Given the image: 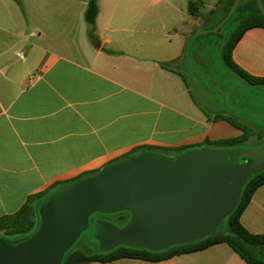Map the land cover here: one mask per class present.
I'll list each match as a JSON object with an SVG mask.
<instances>
[{
	"label": "crops",
	"instance_id": "1",
	"mask_svg": "<svg viewBox=\"0 0 264 264\" xmlns=\"http://www.w3.org/2000/svg\"><path fill=\"white\" fill-rule=\"evenodd\" d=\"M88 1L0 0V217L67 175V151L77 144L93 154L86 158L99 159L142 142L189 147L260 140L244 111L224 117L198 107L172 67L190 62L186 51L193 33L207 25L205 18L218 12L222 0H200L199 14L209 7L201 21L187 10L191 0H96L97 44L84 19ZM231 60L264 79V28L246 29ZM240 224L264 236V184L252 194ZM84 264L247 263L220 243L159 262Z\"/></svg>",
	"mask_w": 264,
	"mask_h": 264
},
{
	"label": "water",
	"instance_id": "2",
	"mask_svg": "<svg viewBox=\"0 0 264 264\" xmlns=\"http://www.w3.org/2000/svg\"><path fill=\"white\" fill-rule=\"evenodd\" d=\"M239 1L212 32L230 18ZM256 2L264 13V0ZM196 93L206 106L223 107L203 88ZM256 118L264 119V114ZM237 157L252 164L234 163ZM262 170L264 148H195L175 157L148 152L107 165L46 197L38 207L40 225L31 237L12 244L0 238V264H61L96 213L130 216L121 228L94 222L93 238L104 253L121 246L160 251L198 241L222 223L244 185Z\"/></svg>",
	"mask_w": 264,
	"mask_h": 264
},
{
	"label": "trees",
	"instance_id": "3",
	"mask_svg": "<svg viewBox=\"0 0 264 264\" xmlns=\"http://www.w3.org/2000/svg\"><path fill=\"white\" fill-rule=\"evenodd\" d=\"M20 5V0H13ZM235 0H222L219 3L217 13L211 14V17L215 18L213 23L208 28H213L218 24L228 13L230 7ZM199 2L200 0L189 1L187 3V10L189 14L193 16H200L199 14ZM98 13V6L96 0H89L84 19L89 25L88 36L90 40L97 44L98 38L95 35V19ZM230 24H236L237 32L229 39L219 43L218 52L222 62H224L227 69L238 79L250 86H262L264 87V79L255 78L247 75L241 71L231 60V51L235 44L240 39L244 31L252 26H259L264 28V13L260 10L256 0H240L237 6L234 8L233 13L228 19ZM203 27L199 31L202 33L191 39L192 41L200 38L203 35L214 36L217 34L212 31H207V28ZM194 34V33H193ZM192 34V35H193ZM161 67L167 68V65L161 64ZM199 98V97H198ZM201 101V100H200ZM207 109L208 106L203 104ZM245 129V128H244ZM245 136L248 131L245 129ZM244 143L241 139H228L218 142L206 141L203 145H231L234 143ZM200 146L193 147H181L177 155L186 152L187 150L198 148ZM153 152L149 149L142 150L137 155L142 153ZM123 159L120 162L127 160ZM264 184V171H261L253 175L248 182L244 185L240 200L224 217L223 222L217 227L211 234L204 238L178 246H172L170 248L160 251H150L146 249H132L129 247H117L110 252H99L86 255L84 252L73 250L71 248L63 257L61 264H84L90 262L108 263L119 259H139L150 262H159L167 260L173 256L188 254L196 251L203 250L215 244H226L235 252L243 261L247 264H264V236L253 235L248 233L240 224V216L246 206L248 205L252 194L257 187ZM64 184L60 185L56 190L49 194L37 193L27 197L25 203L19 208V210L13 214L0 217V238L11 235L27 234L30 226H32V216L35 211H38L40 203L53 192L57 191ZM36 205V206H35ZM120 221L125 223L129 217L126 212L120 213ZM39 226V225H38ZM38 228H36L30 234H27L24 238H28L33 235ZM22 238V239H24Z\"/></svg>",
	"mask_w": 264,
	"mask_h": 264
},
{
	"label": "rangeland",
	"instance_id": "4",
	"mask_svg": "<svg viewBox=\"0 0 264 264\" xmlns=\"http://www.w3.org/2000/svg\"><path fill=\"white\" fill-rule=\"evenodd\" d=\"M207 2L214 5L217 3V0H208ZM200 11H201V14H200V21H201V19L204 18L205 13L209 11V7L206 6ZM225 27L221 28V33H223V30L226 29ZM222 41H223V37L221 36V34H216L214 36L203 35L198 39L195 38V40L192 41V43L190 44V46L187 48V51H186L187 59L190 62L185 61L180 64L178 63L173 64L172 67L176 68L182 74L185 81H187V83L189 84L191 88V96L195 104L198 107H200L202 110L207 112L210 110L207 109L203 105V103L200 101L196 93V90L200 89L202 87V84L201 82L196 83L195 82L196 79L194 78L195 77L194 71H196L199 68V64L200 66L202 64H205L207 71L201 72L202 75L205 77H208L209 74L212 73L213 75H218L220 77L219 79L224 84H226L227 82L232 84L234 88L244 96L246 107L253 108L255 113L253 114L254 119H251V122L257 123L259 127L262 129V131H264V119L256 118L259 115V113L264 114V87L247 85L243 81L238 79L236 76H234L227 69L224 62H222L221 57L218 52L219 43H221ZM195 53H197V57L199 56L198 57L199 61L195 60V57H194ZM210 89L214 90L215 87L212 86ZM218 101H219V97L216 94H214V102H218ZM238 113L241 114L240 111H238ZM223 116L229 117L228 114H225ZM259 137H260V140L258 142H251V143L239 142V143H234V144L225 145V146L203 145L200 148H208V149H213V150L234 149V148L249 150L250 147L257 146V144H261L262 142H264V135L259 136ZM79 146L80 144H77V148L80 149L79 151L76 150L77 148H75V150L67 151V175L55 177L53 180H51L47 184V186H45V188L40 193L49 194L52 191L56 190L62 184L66 185V184L84 180L88 177H91L97 174L100 170H102L107 165L116 164V163H119L123 159H126V158L130 159V158H134L138 156L137 154L145 149H149L155 153H161V154H164L170 157H175L177 156L179 152L178 149L182 147V146H171L166 143H159V142H142V143L134 144L132 146H127L126 148H122L117 151H106V153L103 154V157L99 159H90L86 157L87 156L90 157L93 154L84 153L83 149ZM104 146H106V143L104 144ZM193 146H200V145H192L191 147ZM239 200H240V197H239ZM118 215H120V213H116V215H113V214L112 215L101 214L97 216L92 215L89 218V226L87 230L84 231L81 234V236L78 238V240L72 247L73 250L84 252L86 255L101 252L98 247V243L93 238V224L95 221L99 220V221L111 223L114 226L121 228L123 227L122 224L115 222L116 220L115 218ZM38 225H40L39 212L35 211L34 215L32 216V226H30L27 234H30L36 228H38L39 227ZM27 234H19V235H11V236L4 235V238L2 237L1 239L8 244H12V243H16L24 239H27V238H24Z\"/></svg>",
	"mask_w": 264,
	"mask_h": 264
},
{
	"label": "flooded vegetation",
	"instance_id": "5",
	"mask_svg": "<svg viewBox=\"0 0 264 264\" xmlns=\"http://www.w3.org/2000/svg\"><path fill=\"white\" fill-rule=\"evenodd\" d=\"M207 19L209 20V22L207 23V25H205V27L209 26L211 24L213 17L205 18V20H207ZM218 24H216L213 28L206 27L207 31L213 30ZM222 27L226 28L225 30H223V33H221ZM237 27L238 26L236 24H230L227 20L216 32H217V34H221V36L223 37V41H225L226 39H229L234 34H236ZM216 32H214V33H216ZM198 57L195 58L196 61H199ZM206 69L207 68H206L205 64H202L201 66L199 64V68L196 71H194V74H195L194 78L196 80H198L199 82H201V84H202L201 88L204 89L205 95L207 97H210L214 101V94H216L219 97V101L215 102V103H217V104L222 103L223 104V107L222 106L209 107L210 110L216 111L217 113H219L221 115L232 114V112H234L235 109H237L240 112H243L244 109L247 108L246 102L244 101V96L239 91H237L232 84H230L228 82L226 84H224L223 82H221V80L219 79L220 77L218 75H213L212 73H210L208 77L203 76L201 72H203V71L206 72L207 71ZM202 80H204V81H202ZM212 86L215 87L214 90L210 89ZM252 117H254V116H252ZM257 119H261V118H257ZM251 127L254 128L259 139H260L259 136L264 135V131H262V129L259 127V125L257 123H253V125ZM198 148H200V147H198ZM262 148H264V144H257V146L250 147L249 149H262ZM234 163L251 165L252 161L237 157L234 159ZM97 215H101V214L96 213L93 216H97ZM113 215H116V214H113ZM129 217H128L127 221L129 220ZM115 219H116L115 222L122 224V226H124L127 223V221L125 223L120 221L119 215L116 216Z\"/></svg>",
	"mask_w": 264,
	"mask_h": 264
}]
</instances>
